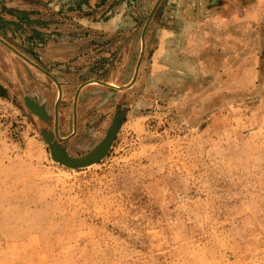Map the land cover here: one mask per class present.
Listing matches in <instances>:
<instances>
[{
	"label": "rangeland",
	"instance_id": "obj_1",
	"mask_svg": "<svg viewBox=\"0 0 264 264\" xmlns=\"http://www.w3.org/2000/svg\"><path fill=\"white\" fill-rule=\"evenodd\" d=\"M157 1L0 0V264H264V0Z\"/></svg>",
	"mask_w": 264,
	"mask_h": 264
},
{
	"label": "water",
	"instance_id": "obj_2",
	"mask_svg": "<svg viewBox=\"0 0 264 264\" xmlns=\"http://www.w3.org/2000/svg\"><path fill=\"white\" fill-rule=\"evenodd\" d=\"M161 1L162 0H158L157 3L155 4L153 11L149 15L147 25L150 22L153 13L157 9V7L159 6ZM0 42L3 43L4 45H6L9 49L14 51L15 53L24 57L15 47L10 45L6 40H4L1 37H0ZM143 51H144V35H143ZM24 58L27 59V61H29L32 65L39 68L41 71H43L44 73H46L47 75H49L53 78V76L48 71L42 69L39 65L30 61L28 58H26V57H24ZM141 59H142V57H141ZM141 59H140V62H141ZM138 67H137V70L135 72V76H134L133 80H135L137 78ZM55 82L59 85V91H60L59 101H60L62 99V89H61V86L58 83V81L55 80ZM132 82L127 86H122V87H118V86L114 87L113 86V87L124 90V89H127L128 87H130L132 85ZM102 83L104 85L110 86V84H108V83H104V82H102ZM5 93H6V89L4 87H2V85H0V94H5ZM76 99H75V102H76ZM25 104H26V106L29 107V109L32 111V113H34L35 115H37L41 119L46 118V116H47L46 109L44 108V106L40 105L36 100L31 99V98H25ZM120 124L121 123L118 121H115L114 123H112V125L107 130L103 141L95 149H93L91 152H89L88 154H86L84 156H78V157L70 156V155L66 154L65 152H63L62 150L57 149L55 146L53 147L52 142H51L52 137L49 133L46 134L44 136V138H45V141L50 146L51 158L54 161L61 163L62 165L66 166L68 168H71V169H80V168L88 167V166L99 163L107 155L110 148L112 147V144L116 138V135L118 134V131L120 130Z\"/></svg>",
	"mask_w": 264,
	"mask_h": 264
},
{
	"label": "flooded vegetation",
	"instance_id": "obj_3",
	"mask_svg": "<svg viewBox=\"0 0 264 264\" xmlns=\"http://www.w3.org/2000/svg\"><path fill=\"white\" fill-rule=\"evenodd\" d=\"M43 106V105H42ZM45 108V107H44ZM46 109V108H45ZM46 118H45V123L47 124V129L43 133L45 134H50L52 137V145L53 147L55 146L57 149L62 150L66 154L74 157L78 156H84L91 152L93 149H87L85 151H78L70 147V142L71 139L77 136L79 127H78V119H72L70 118L69 122H62L59 118H54L48 112L46 111ZM119 117V116H118ZM120 117L117 118L116 121L120 122ZM64 131H68L67 134ZM73 135V136H72ZM71 137V138H70Z\"/></svg>",
	"mask_w": 264,
	"mask_h": 264
},
{
	"label": "bare ground",
	"instance_id": "obj_4",
	"mask_svg": "<svg viewBox=\"0 0 264 264\" xmlns=\"http://www.w3.org/2000/svg\"><path fill=\"white\" fill-rule=\"evenodd\" d=\"M113 86H117L116 84H113Z\"/></svg>",
	"mask_w": 264,
	"mask_h": 264
},
{
	"label": "crops",
	"instance_id": "obj_5",
	"mask_svg": "<svg viewBox=\"0 0 264 264\" xmlns=\"http://www.w3.org/2000/svg\"><path fill=\"white\" fill-rule=\"evenodd\" d=\"M146 35V34H145Z\"/></svg>",
	"mask_w": 264,
	"mask_h": 264
}]
</instances>
